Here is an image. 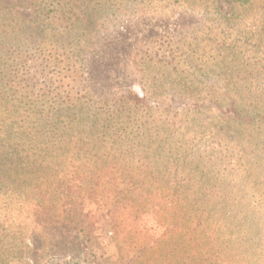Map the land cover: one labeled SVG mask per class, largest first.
Instances as JSON below:
<instances>
[{"label": "trees", "instance_id": "1", "mask_svg": "<svg viewBox=\"0 0 264 264\" xmlns=\"http://www.w3.org/2000/svg\"><path fill=\"white\" fill-rule=\"evenodd\" d=\"M75 1L28 0L31 16L23 18L22 5L0 0V264H41L57 252L79 256L96 234L154 229L162 230L167 242H178L168 251L180 248L181 264H264V242L241 195L244 178L237 190L220 157L192 161L174 115L162 125L139 121L135 116L148 105L146 93L139 98L106 88L109 75L99 72L96 60L105 36L131 12L134 19L198 15V31L208 36L257 5L264 15V0L142 7L93 2L96 7H87L84 18L72 13ZM174 35L165 36L168 46L164 36L153 47L138 44L129 72L149 75L157 67L169 71L168 77L182 73L174 52L184 56V48L193 45L173 41ZM199 78L201 85L211 80L202 72ZM170 84L162 93L185 116L218 112L215 126L228 142L237 138L232 127L237 122L259 127L254 134L264 137V85L262 111L254 106L243 117L245 108L226 87L214 83L197 96L187 90L177 94ZM171 107L165 104L169 112ZM245 176L247 186L256 189L255 170L248 168ZM151 214L169 221L156 219V228H146L142 220Z\"/></svg>", "mask_w": 264, "mask_h": 264}, {"label": "rangeland", "instance_id": "2", "mask_svg": "<svg viewBox=\"0 0 264 264\" xmlns=\"http://www.w3.org/2000/svg\"><path fill=\"white\" fill-rule=\"evenodd\" d=\"M5 5H22L19 16L29 18L31 16L28 0H2ZM95 5L114 4L115 6L136 5H208L197 0H77L72 7V13L79 18H84L87 7ZM198 9V8H197ZM196 9V10H197ZM259 5L249 9L243 17L233 22L229 27L220 30L214 29L212 34L198 31L201 18L198 15H176L172 18L133 17L132 12L119 20L117 28L111 34L105 36L99 50H97V69L101 74L109 75L106 79V88H116L118 93L126 90L141 98L142 91L146 93L147 107H139L136 118L139 121H155L157 125L169 116L176 119V133H178L190 149L189 157L195 161L202 156L214 158L220 157L219 165L230 171L231 183L236 184V189L243 184L241 195H245V209L254 217L259 230V241L264 242V137L258 140L254 132L258 129L243 128L237 122L233 130L238 132L236 140L228 142L227 135L216 125L215 117L218 112L207 111L202 115L193 117L185 116L175 100L162 92L165 88L175 89L176 93L186 90L189 95H197L198 90L208 92V88L216 83L220 87H226L231 94L238 99L239 107L245 108L242 116L252 114L254 106L256 111H262L259 96V88L264 83V15L261 14ZM201 31H204L202 28ZM173 41H184V45H193L182 52H174L176 58L181 59L183 66L176 67L182 73L172 72L159 68H151L149 75L142 72H129L128 63L130 54L136 46L142 42L147 46H155V40L164 36L165 45L169 36ZM196 43H199L198 46ZM211 78L206 84H200L199 73ZM131 74V75H130ZM130 75V76H129ZM156 77L155 80L153 78ZM181 95V94H180ZM193 101V100H192ZM264 101V100H263ZM187 104L191 101H185ZM172 105L170 112L165 104ZM244 106V107H243ZM232 125V124H231ZM239 125V126H238ZM258 124H255L257 127ZM177 137V136H176ZM248 168L254 169L259 177V185L252 189L247 186ZM219 170V168H217ZM246 178V180H245ZM251 181V180H250ZM254 191V192H252ZM252 196V197H251ZM170 218V217H169ZM163 220L165 224L168 217H158L151 214L144 217L142 223L146 228H156L153 220ZM173 222H176L173 220ZM165 229V228H164ZM163 229V230H164ZM149 233H113L105 235L96 234V241L90 243V249L84 250L79 256L76 252H57L46 256L41 264H181V249L174 253L168 251L169 244L177 245L178 242L162 237V230ZM160 231V232H159ZM154 232V233H153ZM177 243V244H175Z\"/></svg>", "mask_w": 264, "mask_h": 264}]
</instances>
